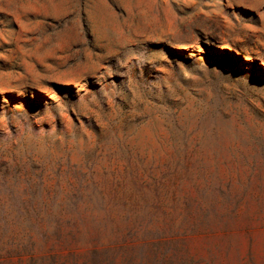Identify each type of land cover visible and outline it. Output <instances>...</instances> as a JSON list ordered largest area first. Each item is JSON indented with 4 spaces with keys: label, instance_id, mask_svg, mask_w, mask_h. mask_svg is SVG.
<instances>
[{
    "label": "rangeland",
    "instance_id": "374dc122",
    "mask_svg": "<svg viewBox=\"0 0 264 264\" xmlns=\"http://www.w3.org/2000/svg\"><path fill=\"white\" fill-rule=\"evenodd\" d=\"M0 264H264V0H0Z\"/></svg>",
    "mask_w": 264,
    "mask_h": 264
}]
</instances>
